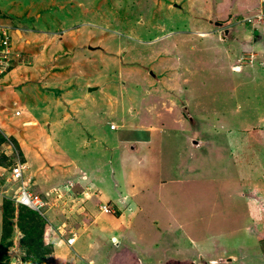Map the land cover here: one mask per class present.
<instances>
[{
  "label": "rangeland",
  "instance_id": "rangeland-1",
  "mask_svg": "<svg viewBox=\"0 0 264 264\" xmlns=\"http://www.w3.org/2000/svg\"><path fill=\"white\" fill-rule=\"evenodd\" d=\"M224 1L0 0V23L19 28L17 56L0 75V129L48 202L36 211L46 224L19 222L15 205V234L0 264H27L42 232L36 260L57 264L67 235H46L55 209L67 228L86 230V189L53 205L68 166L85 160L89 176L110 179L107 196L123 213L119 232L133 231L124 244L145 264H264V34L244 18L251 0L247 7ZM218 21L234 26L230 39H220ZM255 50L262 55L252 67ZM145 128L154 130L152 148L134 151L132 143L150 136ZM116 181L125 185L124 203ZM14 189L0 179V244L10 232L1 209ZM105 218L112 215L97 223ZM137 256L128 254V264H139ZM221 256L232 260L216 262Z\"/></svg>",
  "mask_w": 264,
  "mask_h": 264
},
{
  "label": "crops",
  "instance_id": "crops-1",
  "mask_svg": "<svg viewBox=\"0 0 264 264\" xmlns=\"http://www.w3.org/2000/svg\"><path fill=\"white\" fill-rule=\"evenodd\" d=\"M250 1V0H247ZM252 4V7H247L245 4L248 3L246 2V0H225L224 4L225 6L227 4L232 5V4H240L243 3V5L245 7H247L246 9H244V13L245 12H250L246 15L245 20H247V18H249L250 16H253L257 13L260 12H264V0H251L250 1ZM238 8V7H237ZM237 12V9L236 11ZM237 14V13H236ZM232 17V14H231ZM238 20H243V18H240ZM248 21V20H247ZM220 22H224L225 21H220ZM249 22V21H248ZM227 26L230 27L232 30H234V26L231 24V22L226 21ZM251 23V22H249ZM253 24V23H252ZM254 26H262L261 24H253ZM263 29V34H264V27L262 26ZM16 34H18V32L16 31ZM220 34V33H219ZM231 34L233 35V33L231 32ZM221 40H224L223 38H221ZM259 38L255 37L254 42L258 41ZM250 50H254V49H250ZM255 52H257L256 54L258 55V59L255 60V63L252 65L256 66L257 61L260 59L261 57V51L259 50H255ZM264 52V51H263ZM239 69V68H238ZM243 69V67H242ZM241 69V71H242ZM264 99V98H263ZM264 104V101L262 102ZM189 106L187 104H185L183 106L184 107ZM263 107V105H262ZM109 122L111 121H107L104 124H109ZM143 129V128H140ZM145 130L150 134V136L144 140H142L140 142V145H138V143L134 142L132 143V148L134 151L136 150H140L143 147H146V149L148 148L150 150V148H152L151 144L154 141V138L152 137V133L154 132V130L152 128L148 129L145 128ZM21 134H23V130L21 131ZM129 143H127L126 141L120 142V145H123L124 147L127 148ZM112 146V145H111ZM142 147V148H141ZM112 148V147H111ZM60 157V154L57 155V159ZM50 163L53 164V161H49ZM70 162L74 163V160L72 159ZM72 163V164H73ZM88 161L85 160L84 163H81V166H75L73 168V165L68 166L66 173V176H64V180L65 182H62L60 184H58L59 186H63L65 183H67L68 181H72L74 182V188L73 191L75 190V192L79 193L78 190H80L82 188V190H89V195H90V201L91 202L88 203V205L86 204L85 208L82 209V211H85L86 214L84 213H80L82 216L83 221H85V225L88 226L87 228H85L86 230L83 229H79V231H77L74 227L71 228V226L69 228H67V224L65 221L66 215L64 214V212H62V209H59V211L57 209L56 213H53V218H47V220H49V225H47V228L51 225L54 227L55 231L57 230V235L60 234V236H62L63 234H66V238L72 235V232H76V235L78 236L75 244L70 247L68 246L66 243L64 242H60L59 243V248H61L58 251H62L60 254L57 252V258H56V262L58 263H66V264H93V263H97V264H102L103 261H105V264H128V254L130 255H134L135 257L137 256L136 252L134 253L133 250H131L129 248V246H125V241L126 238L130 235H132L133 231L129 229V227L124 228L125 230V236L121 235V232H119V228L121 227V224L123 223V219H122V209L120 207L119 208H115L117 207V205L113 206L112 204V199L111 197L107 196L109 194H107L106 192H109V182L110 179H105V177H103L104 179H99V178H94L93 176H89V172L93 173L92 170H90L89 166L87 165ZM82 171V174L80 175V172ZM86 174V175H85ZM112 183V182H111ZM116 185V190H121V192L118 194L122 199V203L125 202L124 198L126 196V194L124 196H122V192H124L123 187L125 188L124 184H121L120 181L119 182H114ZM137 185V183L135 182L134 185L132 183L131 187ZM130 187V188H131ZM129 189V188H128ZM134 193V192H133ZM132 192H128L129 195L133 194ZM94 195V196H93ZM133 196V195H132ZM71 200H69L68 202H70ZM109 204L112 208L111 212H104L101 210V206L102 204ZM114 207V208H113ZM65 210V209H63ZM67 210H65V213L67 214ZM79 212V211H78ZM77 211L72 210L69 211V213L71 214H78ZM84 214V215H83ZM112 215V219L110 220L109 218H105L103 219V222L98 224L97 221H99V219L102 218V215ZM59 216V217H57ZM77 216V215H76ZM115 218V219H114ZM76 219V218H75ZM93 219V221H91ZM114 219V220H113ZM91 221V222H90ZM65 222V223H64ZM93 222H96V224H94V226H92ZM64 223V226L62 227V224ZM133 226L134 221H132ZM133 226H131L133 228ZM2 230V229H1ZM54 231V232H55ZM67 232V233H66ZM56 234V233H54ZM83 234H87V238L89 237V235H91L90 239L87 241V245H83L80 248H76V245L80 242L81 237L83 236ZM117 241L115 243V248L117 250V253L114 255H111V252L109 250V247L112 245L110 243L111 240ZM123 241V242H122ZM109 242L107 245L106 243ZM65 246V247H64ZM65 251V252H64ZM102 252V253H100ZM122 256L119 260V262L116 261V258L118 256ZM70 256V258H69ZM223 258V256L215 259V260H219ZM135 259V258H134ZM171 260V259H170ZM215 260H212L215 263ZM137 262L139 264H145L144 261L140 258V255L138 254L137 256ZM187 262V263H186ZM189 261H175V262H171L169 261V263L167 264H188ZM190 263V262H189ZM191 264H193V262H191Z\"/></svg>",
  "mask_w": 264,
  "mask_h": 264
},
{
  "label": "built area",
  "instance_id": "built-area-1",
  "mask_svg": "<svg viewBox=\"0 0 264 264\" xmlns=\"http://www.w3.org/2000/svg\"><path fill=\"white\" fill-rule=\"evenodd\" d=\"M247 20L253 24H261L264 27V12L257 13ZM15 32L16 30L12 25L0 23V75L8 70L12 64L11 60H13L15 55L17 56V53L13 47ZM16 113L21 114L20 111H17ZM108 125L111 129L117 128V125H115L113 122H109ZM10 137L11 136H7V146H9L11 151L15 153V156H13L14 158L12 163L9 166H5L0 163V179L4 180V183H10L11 185L16 186V189H14L12 193H9L10 195H8V198L14 201L16 206L24 205L34 211L42 212L48 202L43 197V195L36 192L32 188L33 177L28 175V163L22 160L20 150ZM73 187L74 182L72 181H69L63 187H55L54 192L56 196L53 198V205L56 204V202H58L60 199H67V197H64V193H68L69 196V192L71 194L73 192ZM5 191L2 190V193ZM86 196L90 197L89 193H86ZM101 210L104 212L112 211L111 206L105 203L102 204ZM50 231H53V233ZM54 231V228L50 225L46 235L53 237L55 233ZM55 238L58 239L59 237L56 236ZM76 239V232H72L71 236L64 238L61 242L66 243L68 246H72Z\"/></svg>",
  "mask_w": 264,
  "mask_h": 264
},
{
  "label": "trees",
  "instance_id": "trees-1",
  "mask_svg": "<svg viewBox=\"0 0 264 264\" xmlns=\"http://www.w3.org/2000/svg\"><path fill=\"white\" fill-rule=\"evenodd\" d=\"M15 65V61L13 63V66ZM7 136L1 131L0 129V163L5 165V166H9L12 163L13 160V156L8 155L7 153H5L4 147L8 145V141H7ZM13 140V139H12ZM19 207L18 210L20 211L19 214V222L24 220V224L26 223V220L29 219H33V217H38L41 220L42 224H46V222L41 218V216L34 210L24 206V205H19L17 206ZM2 213H3V219L5 221V226H6V231L10 232L8 233H4L3 238H2V242L0 244V257L3 254V250L4 247L6 245L7 242H9V240L13 239L15 232L13 231L15 229V223H17V220L15 219V202L12 201L11 199H8L2 206ZM21 223L22 228L24 229V224ZM45 228V225H44ZM45 231V230H44ZM36 244H38L36 246ZM43 244V232L42 234L38 235L36 238H34V243L33 244H29V249H28V257H29V262L27 264H38L36 257L38 256V254L40 253L39 250L40 247H42ZM33 246L36 247L37 250V254L34 253L35 249L33 248ZM33 253V254H32ZM5 255V254H4ZM6 259V257H4L2 260Z\"/></svg>",
  "mask_w": 264,
  "mask_h": 264
},
{
  "label": "water",
  "instance_id": "water-1",
  "mask_svg": "<svg viewBox=\"0 0 264 264\" xmlns=\"http://www.w3.org/2000/svg\"><path fill=\"white\" fill-rule=\"evenodd\" d=\"M216 24L220 27V36H221V38H223L224 40H227V39H230L232 37V34H231L232 29L226 25L227 23L218 21ZM98 89H99L98 86L97 87H94V86H90L89 87V91L90 92L96 91ZM183 110H184L186 116L188 117L189 124L192 127H195L197 118L192 114V112L189 109V106L184 107ZM231 260H232L231 257H229V258H221L219 260H216V262H222V261L230 262Z\"/></svg>",
  "mask_w": 264,
  "mask_h": 264
},
{
  "label": "clouds",
  "instance_id": "clouds-1",
  "mask_svg": "<svg viewBox=\"0 0 264 264\" xmlns=\"http://www.w3.org/2000/svg\"><path fill=\"white\" fill-rule=\"evenodd\" d=\"M13 27H14V26H13ZM14 28L17 29V30H19V28H16V27H14ZM1 131H2V130H1ZM68 182H69V181H68ZM68 182H67V183H68ZM67 183H65V184H67ZM65 184H64V185H65ZM64 185H63V186H64ZM63 186H59V187H63ZM56 187H57V185H56ZM73 188H74V187H73ZM87 192H89V190H87ZM73 193H74V195H76L75 190L73 191ZM85 196H86V194H85ZM82 198H84V197H82ZM88 200H90V197H88L87 200H85V201H88ZM85 201H84V202H85ZM60 209H61V208H60ZM46 219H47V218H46ZM52 227H53V226H52ZM53 228H54V227H53ZM45 229H46V228H45ZM48 229H49V227L47 228V230H48ZM54 230H55V229H54ZM50 232L53 233V231H50ZM55 233H56V234H54V235L56 236V235H57V232L55 231ZM76 240H77V239H76ZM75 242H76V241H75ZM74 244H75V243H74ZM74 244H73V245H74ZM73 245H72V246H73ZM72 246H70V247H72Z\"/></svg>",
  "mask_w": 264,
  "mask_h": 264
}]
</instances>
